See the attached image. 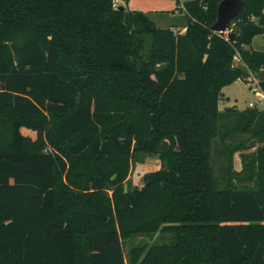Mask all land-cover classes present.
I'll return each instance as SVG.
<instances>
[{
	"label": "trees",
	"instance_id": "16d2710c",
	"mask_svg": "<svg viewBox=\"0 0 264 264\" xmlns=\"http://www.w3.org/2000/svg\"><path fill=\"white\" fill-rule=\"evenodd\" d=\"M116 1L0 0V264H264V110L219 106L264 69V0L226 33L221 0L178 4L184 32Z\"/></svg>",
	"mask_w": 264,
	"mask_h": 264
},
{
	"label": "rangeland",
	"instance_id": "374dc122",
	"mask_svg": "<svg viewBox=\"0 0 264 264\" xmlns=\"http://www.w3.org/2000/svg\"><path fill=\"white\" fill-rule=\"evenodd\" d=\"M176 4H183L188 0H174ZM116 4H121V2L116 1ZM155 20L156 24L160 27L164 28H172L174 30L180 29L182 27L183 21L186 20V16L184 12L177 10L176 12H171L170 10H166L164 12L154 13L151 15ZM254 49L264 51V34L257 35L254 38L252 46ZM256 80H253L252 76L247 79H238L232 84L228 85L224 92L226 94V98H221V108L229 109L234 108L237 110H244L249 107V102L253 101L257 107L264 110V100H261L253 90V88L257 87ZM23 132L25 134H29L35 136V131L23 128ZM246 135H238L235 138H231L230 140L233 142H239L240 140L246 138ZM255 145H252V144ZM246 146L251 145L250 148L245 149L243 151H237L233 156V167L234 170L240 171L242 168L241 162V153L242 152H251L256 149L258 146V142L251 138L246 139ZM161 166V160L158 155H149L143 154L137 159L134 160L132 164V168L130 171V175L125 182V189L131 190L135 188H140L144 185V177L148 172L159 169ZM167 239V236L163 237L159 233L154 235H140L134 237L132 240L126 242L124 244L125 252L130 249V247L134 244H153L157 242H162Z\"/></svg>",
	"mask_w": 264,
	"mask_h": 264
},
{
	"label": "water",
	"instance_id": "95a60500",
	"mask_svg": "<svg viewBox=\"0 0 264 264\" xmlns=\"http://www.w3.org/2000/svg\"><path fill=\"white\" fill-rule=\"evenodd\" d=\"M245 0H221L217 10V19L212 25L214 31L221 33H226L228 29V23L233 19L244 7ZM120 9L123 10L124 6L121 5ZM229 37L232 38V34H229ZM239 64V60H235V65ZM259 82L264 81V69L256 75ZM234 108H229L233 110Z\"/></svg>",
	"mask_w": 264,
	"mask_h": 264
},
{
	"label": "crops",
	"instance_id": "0c3cea01",
	"mask_svg": "<svg viewBox=\"0 0 264 264\" xmlns=\"http://www.w3.org/2000/svg\"><path fill=\"white\" fill-rule=\"evenodd\" d=\"M118 1L124 4V2H122L121 0H118ZM182 5L183 4H180V6ZM125 6L132 10H142L145 12H149L151 15H153L154 13H159L161 11H166V10H170L171 12L174 13L177 11V8H178V4H176L174 0H130L127 4H125ZM185 29L186 28L182 26L180 29L178 28L177 30H181V32H184ZM227 86L223 88L222 97L224 98L228 97L226 96L224 92V89ZM219 106H220V109H222L221 100H220Z\"/></svg>",
	"mask_w": 264,
	"mask_h": 264
},
{
	"label": "built area",
	"instance_id": "2783aa9c",
	"mask_svg": "<svg viewBox=\"0 0 264 264\" xmlns=\"http://www.w3.org/2000/svg\"><path fill=\"white\" fill-rule=\"evenodd\" d=\"M253 80H256V84L258 85L257 87L253 88V90L255 91L256 95L261 99L264 100V93L262 92V90L259 87V80L258 77H256L255 75H252ZM249 107H256V104L253 101L249 102Z\"/></svg>",
	"mask_w": 264,
	"mask_h": 264
}]
</instances>
